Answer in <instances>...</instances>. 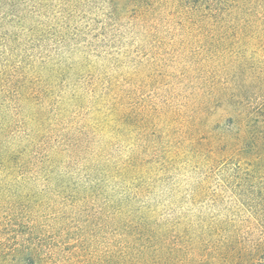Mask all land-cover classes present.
I'll return each mask as SVG.
<instances>
[{"label": "rangeland", "instance_id": "1", "mask_svg": "<svg viewBox=\"0 0 264 264\" xmlns=\"http://www.w3.org/2000/svg\"><path fill=\"white\" fill-rule=\"evenodd\" d=\"M182 24L167 10L155 14V0H0V67L8 50L12 66L23 60L30 68L54 67L43 106L46 137L77 139L84 149L65 175L0 181V200L20 199L9 211H34L42 224L75 220L79 230L67 240L105 248L111 196L151 222L226 225L247 243L264 241L258 217L244 221L233 186L222 182L215 142L229 115L228 96L253 109L264 103V32ZM24 115H12L9 141L24 137ZM85 160L101 180L93 194H85ZM248 191L256 210L264 209V176L251 178ZM83 195L86 202L74 203ZM206 245L202 253L210 255Z\"/></svg>", "mask_w": 264, "mask_h": 264}, {"label": "trees", "instance_id": "2", "mask_svg": "<svg viewBox=\"0 0 264 264\" xmlns=\"http://www.w3.org/2000/svg\"><path fill=\"white\" fill-rule=\"evenodd\" d=\"M166 10L180 16L185 29L253 35L264 32V0H155V14ZM10 41L17 43L18 38ZM2 54L6 58L0 67V181L22 179L28 173L65 175L69 160L84 149L77 139L71 144L68 138L53 143L46 137L50 131L44 129L47 117L43 106L57 71L54 67L30 68L23 60L12 66L8 59L14 52ZM225 104L229 115L215 141L224 158L220 176L227 188L233 186L234 197L247 217L244 221L257 216L264 234V209L256 210L248 191L251 178L264 176V103L253 109L241 96H228ZM19 110L30 126H25L24 137L9 141L8 129L14 127L12 115H19ZM80 170L88 179L85 194L98 192L101 180L92 177L98 169L85 160ZM18 197L11 194L0 200V264H264V241L247 243L226 225L195 228L182 221L151 222L146 216H131L123 199L111 196L105 248H100L101 241L71 243L68 235L79 230L75 220L37 223L34 211H9L19 206ZM86 198L83 195L74 203H84ZM22 215L33 219L25 221ZM97 229L100 232L101 228ZM205 244L210 255L202 253Z\"/></svg>", "mask_w": 264, "mask_h": 264}]
</instances>
